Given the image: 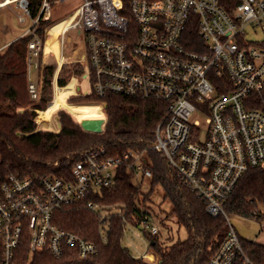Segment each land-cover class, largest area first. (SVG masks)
<instances>
[{
    "label": "built area",
    "instance_id": "1",
    "mask_svg": "<svg viewBox=\"0 0 264 264\" xmlns=\"http://www.w3.org/2000/svg\"><path fill=\"white\" fill-rule=\"evenodd\" d=\"M65 1L43 0L36 18L28 0L6 5L17 3L32 19L26 34L34 35L28 46L34 101L41 98L34 73L45 46L35 31L40 19L52 18L54 6ZM19 21L26 19L20 16ZM61 23V49L70 30L85 36V55L76 60L86 65L81 79L86 85H80L79 93L154 98L167 104L152 149L164 153L210 215H224L229 222L227 237L208 264H256L224 204L250 169H264V111L257 108L264 103V0H83L52 28ZM87 103L105 111L103 101ZM38 116L40 129H53L39 123ZM149 163L147 152L113 156L99 148L74 162L69 179L0 172V264H25V259L31 264L38 254L78 260L96 256L94 243L54 222L55 212L86 202L90 211L100 213L106 242L107 221L124 216L125 206L106 205L93 197L115 187L121 169L139 188L150 186ZM141 225H147L144 230L151 235L161 233L156 224ZM132 227L127 224L126 238ZM138 258L156 262L148 252Z\"/></svg>",
    "mask_w": 264,
    "mask_h": 264
},
{
    "label": "trees",
    "instance_id": "2",
    "mask_svg": "<svg viewBox=\"0 0 264 264\" xmlns=\"http://www.w3.org/2000/svg\"><path fill=\"white\" fill-rule=\"evenodd\" d=\"M42 1L28 0L32 18L39 15ZM57 23L53 17L40 19L35 34L43 45L46 32ZM33 38L34 35L28 33L0 51L1 174L20 177L54 175L69 179L74 162L84 152L103 148L113 156H121L129 151L147 152L152 179L149 192L144 193L133 183L131 176L121 169L116 186L93 197L106 205L125 206L124 216L113 215L107 221L109 230L106 233V242L102 234L101 215L90 211L86 202L55 212L54 222L60 228L94 243L98 250L96 256L78 260L69 256L56 259L49 254H38L31 264H208L226 239L229 222L224 215H210L204 200L181 182L164 153L152 149L156 141L157 127L168 113L167 104L154 98L119 95L98 98L94 94L72 96L68 99L70 104L61 102L58 97L73 90L75 81H70L74 77L81 80L86 65L76 61L63 64L58 70L59 63L48 60L44 51L38 59L41 98L34 101L29 92L28 77V46ZM52 46L57 48L59 42L57 45L53 40ZM55 81L59 87L64 88L57 89L53 101ZM101 101L106 103V124L103 132L97 134L83 130L78 123L81 120L105 118L101 105L87 103ZM49 103L51 105L48 108ZM257 108L264 111V103H260ZM54 110H64L69 114H58L60 129H40L36 120L38 112L41 111L38 116L39 123L49 128L51 124L46 122L43 115L46 112L53 115ZM156 187L163 190L164 200H168L172 206L170 213L176 217L178 224L187 230L189 236L184 241L167 246L161 239V233L151 235L144 230V236L149 241L147 252L156 257V262L151 263L144 258L133 256L124 242L128 223L137 227L147 221L149 212L143 207L151 201ZM260 206L264 207V169L253 168L238 182L224 204V211L229 218L235 216L259 220L262 218ZM241 242L245 252L256 264H264L263 244L246 239H241ZM25 264H28V259H25Z\"/></svg>",
    "mask_w": 264,
    "mask_h": 264
},
{
    "label": "rangeland",
    "instance_id": "3",
    "mask_svg": "<svg viewBox=\"0 0 264 264\" xmlns=\"http://www.w3.org/2000/svg\"><path fill=\"white\" fill-rule=\"evenodd\" d=\"M82 3L83 0H67L59 5H55L54 14L52 16L53 19L59 23L60 21H62L63 19L69 17L72 13H74V11ZM20 16H23L26 19L25 23H21L19 21ZM31 26H32V19L24 13L23 9H21L17 3L11 4L10 6L1 7L0 8V47H2L8 42H13L16 39H18V37L21 34H24L27 30H29ZM60 26L61 25L59 24L56 27L52 28V32H57ZM260 36L261 35H254V37H260ZM69 38L72 39V42L69 41ZM64 51L69 58L68 62H66L65 64H72L73 62H76L77 58H82L85 55V51H86L85 36L79 34L78 30H70L67 33V39H66V45ZM80 94L81 93H78L77 95ZM68 104L70 103L68 102ZM78 104H85V103H78ZM71 105H76V104H71ZM59 111L60 112H57L52 119L53 120L52 123L54 124L56 123L55 119L59 121L58 114L61 112H65L64 110H59ZM103 114L105 116L104 112ZM43 117L46 120V122H48V124H51L52 114L50 112H46L43 115ZM52 128L53 129L50 128L48 130L56 131L54 126ZM149 190H150L149 183H146L142 191L144 193H147L149 192ZM143 209L149 212V216L147 219L148 225L150 226L152 224H156L160 227L161 239L166 243L167 246H171L178 241H184L188 238L189 235L187 230L183 226L178 224L176 217L170 213L172 206L170 202H168V200H164V192L160 187H156L153 190L151 201L146 203V206L143 207ZM259 211L262 217L259 220L256 219L247 220L233 216L229 218L230 219L229 221L241 239L255 241L264 245V207L260 206ZM147 227H148L147 225H140L137 227L134 226L132 227V230H129L127 232V238L125 239L124 245L131 251V253L135 257L141 256L147 252V246L149 245V241L146 239L143 233L144 229H146ZM154 258L156 259L155 256Z\"/></svg>",
    "mask_w": 264,
    "mask_h": 264
},
{
    "label": "crops",
    "instance_id": "4",
    "mask_svg": "<svg viewBox=\"0 0 264 264\" xmlns=\"http://www.w3.org/2000/svg\"><path fill=\"white\" fill-rule=\"evenodd\" d=\"M50 30H48L46 32V40H45V46H44V54L47 57V59L50 60V61H57L59 63V65L65 64L66 62H68V59L69 58H68L67 54H65L64 49H61V46H58L56 49L52 47L51 50H48L49 42H50V40H52L50 38L51 36H49V31ZM28 31L29 30H27L24 34H21L20 36H24ZM20 36L18 38H20ZM58 36H59V34L55 37V42H57V45H58V42H59V45H60V41H59V37ZM69 39H71V38H69ZM10 43L11 42H8L5 45H3L2 47H0V51L1 50H4ZM78 59H80V58H77L76 60H78ZM34 80L37 81L38 84L41 83V79H40V76H39L38 72H35L34 73ZM73 81H75V84L77 85L76 86V89H73V91H71L69 94H64V95L60 96L59 99H60L61 102H64V103L68 104V102H67L68 99L71 96L77 95L79 93L78 90H79L80 85L82 87H85V85H86L85 82L80 81V79L79 78H76V77L72 78L71 82H73ZM58 88H64V87H59L57 85V83H55L54 84V93H55V95H56V91H57ZM57 112H60V111H56L53 114L52 119H53V117L55 116V114ZM52 119H51V126L52 127L54 126L55 129H56V131H58L60 129L59 128L60 123H59V121H57V119L54 118L56 120V123L54 124V123H52V121H53Z\"/></svg>",
    "mask_w": 264,
    "mask_h": 264
},
{
    "label": "water",
    "instance_id": "5",
    "mask_svg": "<svg viewBox=\"0 0 264 264\" xmlns=\"http://www.w3.org/2000/svg\"><path fill=\"white\" fill-rule=\"evenodd\" d=\"M79 124L81 125L83 130H85L87 132L100 134L104 130L106 120H105V118H93V119L87 118V119L81 120V122H79ZM60 127H61V125H59V128Z\"/></svg>",
    "mask_w": 264,
    "mask_h": 264
},
{
    "label": "bare ground",
    "instance_id": "6",
    "mask_svg": "<svg viewBox=\"0 0 264 264\" xmlns=\"http://www.w3.org/2000/svg\"><path fill=\"white\" fill-rule=\"evenodd\" d=\"M11 3V0H3V1H0V8L1 7H4V6H6L7 4H10ZM61 26H60V28L57 30V32H54L55 34H52V32H51V30L49 31V36H51L50 38L52 39V40H50V42H49V47H48V50H51V48L53 47L52 46V41L53 40H55V37L60 33V31H61V28H62V26H63V24L61 23L60 24ZM52 29V28H51ZM60 46V45H59ZM53 48H55V47H53ZM56 49V48H55ZM74 89V88H73ZM71 91H73V90H71ZM70 93V92H69ZM68 93V94H69Z\"/></svg>",
    "mask_w": 264,
    "mask_h": 264
}]
</instances>
